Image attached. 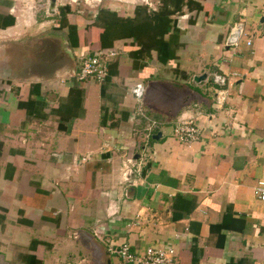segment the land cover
<instances>
[{
  "label": "crops",
  "instance_id": "1",
  "mask_svg": "<svg viewBox=\"0 0 264 264\" xmlns=\"http://www.w3.org/2000/svg\"><path fill=\"white\" fill-rule=\"evenodd\" d=\"M154 1L77 4L22 29L0 0V264H117L124 243L171 247L178 264H264V0ZM95 56L106 79L80 82ZM188 119L200 135L180 144Z\"/></svg>",
  "mask_w": 264,
  "mask_h": 264
},
{
  "label": "built area",
  "instance_id": "2",
  "mask_svg": "<svg viewBox=\"0 0 264 264\" xmlns=\"http://www.w3.org/2000/svg\"><path fill=\"white\" fill-rule=\"evenodd\" d=\"M54 14L58 8L71 7L72 5L79 4V0H55ZM84 4H93L98 6L103 1L107 0H82ZM123 4H138L145 6L148 11H156L158 2L154 0H113ZM14 9L12 10L16 18V27L22 29H29L34 25H38L40 29L52 24L50 18L52 15L49 11L50 0H13ZM40 19V20H39ZM242 24L237 23L232 27L230 35L227 40V46H237L240 37L242 36ZM8 35V36H7ZM0 34V41L6 40L9 34ZM251 43L247 42L249 46ZM115 52L105 53L106 58L114 57ZM108 75V62L98 56L85 59L79 67L77 79L80 82L92 79L97 83H102ZM213 82L219 87L226 86V78L224 76L214 74ZM143 89L139 86L134 90L133 94L137 101L142 98ZM215 101L218 107L222 108L226 101V91L224 89L216 90ZM173 135L180 144L189 145L196 142L200 135V130L196 126L195 121L192 119L181 120L178 122L174 129ZM133 145V144H131ZM131 147V146H130ZM129 148V146H128ZM133 148L138 149L135 144ZM133 154L128 155L123 163L122 176L128 182L133 175L139 174L138 167L135 165L136 161ZM254 195L260 200L264 201V181H258L253 191ZM110 254L115 255L117 264H178L176 262L175 250L171 247H148L142 253L134 252L131 247L124 243L118 247L110 248Z\"/></svg>",
  "mask_w": 264,
  "mask_h": 264
},
{
  "label": "trees",
  "instance_id": "3",
  "mask_svg": "<svg viewBox=\"0 0 264 264\" xmlns=\"http://www.w3.org/2000/svg\"><path fill=\"white\" fill-rule=\"evenodd\" d=\"M179 2H181V0H178V2L176 3L177 6H179ZM69 9H70L69 6L58 8V17L60 18L59 20L61 21V23H63L66 15L69 13ZM163 11L162 12L158 11V13L154 16H158L160 18H163V17H168V16H171L174 14L173 12H170V11H166V12H163ZM60 27H61V25L59 26V28ZM155 47H156V45H153V48H155Z\"/></svg>",
  "mask_w": 264,
  "mask_h": 264
},
{
  "label": "water",
  "instance_id": "4",
  "mask_svg": "<svg viewBox=\"0 0 264 264\" xmlns=\"http://www.w3.org/2000/svg\"><path fill=\"white\" fill-rule=\"evenodd\" d=\"M55 2H56L55 0H50L49 11H50V13H51L52 15H54ZM263 21H264V20L261 19L260 23L262 24ZM206 78H207L206 75H201V76L195 77V78H194V81H195V82H202V81H205ZM160 137H161V134L158 133V134H156V135L151 136V139L154 140V141H157V140L160 139ZM137 157H138V156H135V158H137Z\"/></svg>",
  "mask_w": 264,
  "mask_h": 264
},
{
  "label": "rangeland",
  "instance_id": "5",
  "mask_svg": "<svg viewBox=\"0 0 264 264\" xmlns=\"http://www.w3.org/2000/svg\"><path fill=\"white\" fill-rule=\"evenodd\" d=\"M78 5H80L82 8H84L85 10H94V9H96L97 7H99V6H101V5H106V4H117V5H125V4H123V3H119V2H116V1H113V0H107V1H103L101 4H99L98 6H94L93 4H84L83 3V1L82 0H79L78 1ZM72 8H74L75 7V5H72L71 6ZM40 20V19H39ZM148 248V247H147ZM146 248V249H147ZM145 249V250H146ZM144 250V251H145Z\"/></svg>",
  "mask_w": 264,
  "mask_h": 264
}]
</instances>
